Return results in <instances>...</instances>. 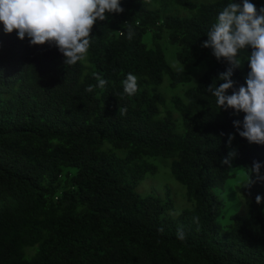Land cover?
Returning a JSON list of instances; mask_svg holds the SVG:
<instances>
[{"label": "trees", "instance_id": "1", "mask_svg": "<svg viewBox=\"0 0 264 264\" xmlns=\"http://www.w3.org/2000/svg\"><path fill=\"white\" fill-rule=\"evenodd\" d=\"M233 2L120 0L124 11L97 21L86 59L72 66L55 46H30L0 24V264H264V181L242 187L253 161L264 175V145L237 134L244 113L218 109L207 87L223 83L216 78L229 65L201 47ZM165 42L180 64L206 66L179 94L159 90L191 81L169 65ZM247 51L235 88L249 71ZM129 73L132 96L122 84ZM156 158L184 191L181 211L171 193L137 192L157 173ZM231 182L245 215H221L219 193Z\"/></svg>", "mask_w": 264, "mask_h": 264}, {"label": "clouds", "instance_id": "2", "mask_svg": "<svg viewBox=\"0 0 264 264\" xmlns=\"http://www.w3.org/2000/svg\"><path fill=\"white\" fill-rule=\"evenodd\" d=\"M123 11L120 0H0V24L5 34L15 31L20 40L27 37L30 46L46 43L55 46L64 58V65L72 66L86 59L92 29L97 21H105L108 18L106 14ZM133 36L134 32L129 29L127 38L131 40ZM201 47L211 49L217 61L223 60L229 65L216 78L223 83L207 87L216 98L218 109H232L234 114L244 113L242 122L233 121L237 134L249 144L264 145V7L257 10L250 0L229 3L217 15ZM241 50L248 53L246 62L249 71L244 84L235 88L236 82L231 77L234 69L241 68L244 63L238 58ZM94 75L97 87L103 89L106 81L99 74ZM122 84L128 96L139 90L137 77L131 73L127 74ZM86 90L91 92L93 86ZM229 90L231 94H228ZM119 111L124 115L127 109L120 108ZM233 138L229 134V144ZM235 154V151L229 152L222 163L230 165V158ZM261 167L260 162H252L248 168L247 183L242 187L264 181ZM253 173L255 181L251 179ZM255 202L261 203L260 195L255 197ZM194 222L199 223L198 217L194 218ZM159 231L163 232V229ZM177 238H185L182 229H178Z\"/></svg>", "mask_w": 264, "mask_h": 264}, {"label": "rangeland", "instance_id": "3", "mask_svg": "<svg viewBox=\"0 0 264 264\" xmlns=\"http://www.w3.org/2000/svg\"><path fill=\"white\" fill-rule=\"evenodd\" d=\"M169 10L173 13L182 12L178 8H173V9L171 8ZM163 47L165 49V56L169 65L176 71L189 72L191 81L189 84L182 85L178 87L176 90L170 89L168 82L164 81V83L160 86L159 90L167 95L172 94L174 92L179 94L185 88H187V86H192L193 84L196 83L197 79L206 69V66L204 63L195 64L193 61H189L185 64H180L175 58V49L166 42L163 44ZM152 161L153 164H155L158 168L157 173L154 176L152 175L147 176L145 180L138 185L137 192L140 195L141 194L144 195L148 191H151V193H154L156 195H163L164 193L167 192L171 193L174 196V200H173L174 209L176 211L178 210L181 211L183 209L182 207L185 206V203L187 201L184 198L183 189L179 186V184L176 181L173 180V178L170 175L168 162L165 159H161V158L152 159ZM239 175L240 174H238L237 176ZM235 184L236 182H231L225 187L222 194L219 193V197L224 203V208L221 214L222 216H224L225 214V216L227 217L233 213L242 216L245 215L247 212V207L245 206V204L242 201L241 203L237 201L238 194H236V192L234 191ZM181 191L183 192L182 196H181ZM225 201H226V206H225ZM220 223L226 225L228 224V219H224V220L222 219Z\"/></svg>", "mask_w": 264, "mask_h": 264}]
</instances>
